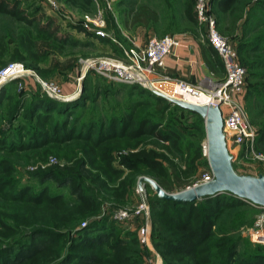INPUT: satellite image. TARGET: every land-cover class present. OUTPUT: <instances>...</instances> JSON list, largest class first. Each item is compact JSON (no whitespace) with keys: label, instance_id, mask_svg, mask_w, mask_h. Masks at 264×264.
I'll use <instances>...</instances> for the list:
<instances>
[{"label":"trees","instance_id":"16d2710c","mask_svg":"<svg viewBox=\"0 0 264 264\" xmlns=\"http://www.w3.org/2000/svg\"><path fill=\"white\" fill-rule=\"evenodd\" d=\"M65 1L76 5L80 1L89 5L92 2ZM21 2L0 0V15L36 28L38 17L26 15V9L20 7ZM184 3L192 17L193 0H185ZM214 4L219 17L218 25L230 18L225 29L231 33L236 32L239 23L244 20L238 50L244 64H248V57L264 51V32L249 38L253 30L249 24L253 20L258 21L253 17L255 12L261 14L263 20L258 22L264 25V13L260 10L264 9V2L214 0ZM127 14L125 21L131 22V16L134 25H148L152 19L156 21L158 16L146 5L127 10ZM41 28L39 25L36 30L40 32ZM92 36L111 42L105 37ZM206 46L204 52L207 62L215 69L216 64H222V60L210 42ZM7 47L8 43L0 40V51ZM115 50L121 51L118 48ZM122 51L119 56H123ZM23 60L26 61V58L23 57ZM259 62L264 65V59ZM248 67L252 69L251 64ZM89 81H85V95L72 102L48 96L34 99L26 114L29 120L36 123L34 128L21 122L15 129L0 132V238L12 240L0 239V264H144V252L139 246L137 231L130 234V240L120 238L115 235V226H110L106 218L92 219L86 226H79L83 219L94 216L100 210V191H112L122 175V171L113 165L114 149L132 144L143 136L155 137V143L162 142L170 153L181 157L180 162L173 161L164 153L150 150L123 157V165L136 173L147 171L166 190H173L176 186L184 190L192 182L196 169L194 161L203 151L198 149L197 143H182L181 133L175 127L162 128V122L150 116L138 121L134 108L109 117L90 115L80 126L78 122L71 123L68 118L72 114L71 109L85 107L86 100L90 98L88 92L92 87ZM8 85L5 84L0 90V104L9 96ZM132 87L147 97L137 102V105H150L154 102L161 110L173 106L177 110L194 113L204 120L198 113L184 109L156 95L152 90L140 85ZM250 88L253 92V87ZM261 100L264 103V96H261ZM23 106L24 103L17 107L15 114L20 113ZM54 112L65 118L53 119ZM72 142L76 143L75 148L72 144L64 148L68 158L78 156L77 173L73 171L74 168L61 171L48 168L34 174L41 183L54 180L58 185L68 187V195L64 192H50L47 184L36 190L35 186L21 184L12 178L15 163L11 157L18 153L40 151L49 145L60 148ZM164 142H169V145H164ZM258 144L264 151V131L258 137ZM164 160L170 163L171 169ZM183 161L186 162L185 168ZM129 179L130 176L121 181L116 192L126 191ZM150 203L152 239L164 264H264V249L253 254H242L239 239L228 235L229 231L221 226L227 220L235 225L230 228L242 222L240 212L236 213L233 209L249 205L244 199L222 192L194 202H177L155 195ZM73 231L77 234L70 237ZM69 238L71 242H67Z\"/></svg>","mask_w":264,"mask_h":264},{"label":"rangeland","instance_id":"374dc122","mask_svg":"<svg viewBox=\"0 0 264 264\" xmlns=\"http://www.w3.org/2000/svg\"><path fill=\"white\" fill-rule=\"evenodd\" d=\"M55 1H57L58 7L54 10L48 5V0H22L21 2L20 7L26 9V15L38 17L35 25L36 28L39 25L42 26L40 32L38 29L36 30L35 26H27L25 23L17 22L14 18L0 15V40L8 43L7 49L0 51V68L10 62H22L32 72V75L23 81V89H20L18 81H16L17 83H7L9 84L10 92L9 96L0 104V132L3 133L15 129L21 122H26L30 128L36 126V123L33 120H29L26 114L29 113V107L34 102V99L47 95L43 92L38 79L33 75H38L46 81L56 82L62 87L65 94L77 93L70 99L60 100L64 102H72L85 95V81L90 79L89 85L92 87L88 92L90 98L86 100L85 107L78 106L75 109H71L70 114H72L68 117L71 123L73 121L78 122L80 126V124L90 118V115L93 117H109L115 113L120 115L124 111H130L134 108L133 111L138 121L141 118L150 116L157 121H161L162 128L166 126L175 127L181 133L182 143H197L198 149L200 148L199 150L202 149L203 151V145L207 141L205 119L202 120L199 116L189 111L177 110L173 106L161 110L154 102L150 105H137V102H142V100L147 98L145 97L146 95H143L137 89H133L132 85L137 84L109 80L94 72L89 73L81 83L76 80L81 60L104 55L124 57L125 51L133 45L134 40L138 41L141 39L146 41L152 36L177 35L184 41L193 38L198 43L208 44L210 41L207 27L199 21L195 12L197 0H193L192 17L189 16L185 9V0H116L111 3V7L108 6L106 0H98L99 5L94 0H92L90 5L83 1H80L78 5L70 4L65 0ZM258 2H264V0H252V3ZM213 4L214 0H212L211 12L216 17L218 30L236 47L239 60L247 70L246 84L241 100L246 108L248 118L257 132L252 145L237 146L231 141L229 142L228 148L230 154L233 155V165L239 173L250 175L264 174V159L259 157V155L264 154V151L258 144V137L264 131V103L261 100V96H264V65L259 62L264 59V51L248 57L249 63L244 64L242 55L238 50V40L242 36L241 24L244 20L237 26L236 32L231 33L230 30L225 29L229 25L230 18L224 19L218 25L219 17L215 11V4ZM143 5L156 12L158 15L156 21L151 18L152 20L148 25H134L131 16H129L131 22L125 21L128 16L127 10L136 9L138 6ZM99 6L103 9L104 18L107 21L106 31L108 36H105V38L110 39L112 43L92 36L94 34L93 31L84 25L88 18L97 14ZM260 10L263 14L264 9L261 8ZM253 17L258 21L263 20V17L258 12H255ZM258 21L253 20L249 24L253 27L249 38L264 32V25H261ZM56 37L67 40V42L59 41ZM21 38L23 40L20 42ZM115 48L123 50V56H119L121 51L118 52ZM23 57L26 58V61L23 60ZM250 64L252 65L251 70L248 67ZM224 68L223 62L222 64H216V71L220 78L226 75ZM223 80L221 79L218 83L223 82ZM250 86L253 87V92ZM191 101L195 100L191 99ZM23 103L24 106L21 108L20 113L15 114L17 107ZM14 116L17 117L15 118ZM63 118L65 116L54 112L53 119ZM155 140L153 136H143L141 139L131 142L132 144L114 149L112 153L113 165L122 171V175L112 191H100L99 199L102 202L100 210L94 216L83 219L79 226H82L83 222H90L92 219L106 218L110 222V226H115L117 230L116 236L130 240V234L138 231L137 227L140 226L141 219H138L137 223L130 226L127 225L126 221L115 220L112 217V213L119 208H133L138 205L142 200L139 189H144L147 194L149 223L152 229L150 201L157 193L148 183H144L143 187H141L139 180L143 176L154 180L156 178L148 174L147 171L136 173L130 170V168L123 165L122 159L138 152L154 150L157 153L166 154L173 161L180 162L181 157L179 155H173L163 146L162 142L155 143ZM70 144L75 148V142L61 145L60 148L56 145H49L40 151L18 153L16 156L11 157L15 163L12 178L21 184L33 185L36 190L47 184L50 192H64L68 195V187H62L54 180L41 183L34 177V174L48 170V168H54L59 171L74 168L73 171L77 173L78 167L76 163L78 156L68 158L65 153L66 146ZM164 145H169V142H164ZM51 158H56V161L52 162ZM164 161L171 169L170 163L167 160ZM182 163L185 168L186 162L183 161ZM194 164L196 166L195 173L191 178L192 182L186 188L193 186V183L199 178L201 173L210 167L208 157L204 155V152L195 159ZM128 176H130V179L127 181L126 191L116 192L118 184L127 179ZM166 191L178 192L181 189L176 186L173 190ZM233 210L236 213L240 212L242 222H239L236 227L230 228L235 225H232L231 221L227 220L221 223V226H224L225 230L229 231L228 235L239 239V250L242 254H253L263 250L264 244L253 241L248 232L249 228L255 226L260 209L249 204ZM76 234L73 231L70 237ZM220 238V240H223V237ZM0 239L2 241H12L9 238ZM70 240L69 238L67 242H71ZM139 246L142 247L144 252V264H164L162 255L154 247L152 232L150 246H143L141 243Z\"/></svg>","mask_w":264,"mask_h":264},{"label":"built area","instance_id":"2783aa9c","mask_svg":"<svg viewBox=\"0 0 264 264\" xmlns=\"http://www.w3.org/2000/svg\"><path fill=\"white\" fill-rule=\"evenodd\" d=\"M108 6L116 0H106ZM99 5L98 0H94ZM52 10L58 7L57 1L48 0ZM212 0H197L195 12L201 23L207 27L208 39L217 50L225 67V79L219 84H194L185 79H172L170 76L160 73L165 65L167 56L174 54L182 45V38L177 35H165L163 37L152 36L144 42L133 41V45L125 51L124 57L111 55L90 57L81 60L79 73L76 76L78 83L91 72L103 76L109 80L124 83L137 84L150 90H156L166 95L192 102L195 104L218 105L224 119V132L227 144L231 141L237 146L253 144L257 136L256 129L251 124L245 106L242 103V95L246 84L247 70L239 60L236 47L217 28L216 17L212 14ZM85 27H89L96 36H108L106 31L107 21L104 18L103 9L99 6L94 17L88 18ZM32 72L22 62H10L0 68V89L8 82L18 81L20 89H23V81L31 76ZM35 76L41 84L43 92L50 98L65 100L77 95L65 94L62 87L56 82L46 81L38 75ZM198 97L204 95L206 102H193L187 96ZM204 155L207 156V142L203 145ZM264 159V154L259 155ZM52 162L56 158H51ZM214 178L211 167L201 173L193 186L209 182ZM142 195L141 202L133 208H119L113 211L115 220L126 221L132 225L141 219L137 227L139 241L144 246H150L151 225L149 223V204L144 189H139ZM260 209L257 222L254 227L248 229L253 241L264 244V206L248 202ZM81 227L87 225L83 222Z\"/></svg>","mask_w":264,"mask_h":264},{"label":"water","instance_id":"95a60500","mask_svg":"<svg viewBox=\"0 0 264 264\" xmlns=\"http://www.w3.org/2000/svg\"><path fill=\"white\" fill-rule=\"evenodd\" d=\"M153 92L184 109L198 113L205 119L207 157L214 178L209 182L191 186L178 192H167L156 180L147 176L140 178L139 185L143 187L144 183H148L160 198L177 202H194L208 196L229 192L247 202L264 206V174H243L234 168L233 155L230 154L228 148L220 107L213 104H195L170 97L156 90Z\"/></svg>","mask_w":264,"mask_h":264},{"label":"crops","instance_id":"0c3cea01","mask_svg":"<svg viewBox=\"0 0 264 264\" xmlns=\"http://www.w3.org/2000/svg\"><path fill=\"white\" fill-rule=\"evenodd\" d=\"M138 42L141 43L144 40L139 39ZM206 45L196 42L193 38L182 40V45L175 53L166 57L165 65L160 70L161 73L172 78L185 79L194 84H219L218 82L225 76L220 78L216 67L213 69L208 64L205 53Z\"/></svg>","mask_w":264,"mask_h":264},{"label":"bare ground","instance_id":"6f19581e","mask_svg":"<svg viewBox=\"0 0 264 264\" xmlns=\"http://www.w3.org/2000/svg\"><path fill=\"white\" fill-rule=\"evenodd\" d=\"M187 99L189 100V101H191V99H194L196 102L197 101H201V102H203V103H205L207 100H206V97L204 96V95H201V96H198V97H193V96H191V95H188L187 96ZM195 101H193V102H195Z\"/></svg>","mask_w":264,"mask_h":264}]
</instances>
